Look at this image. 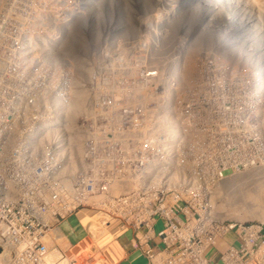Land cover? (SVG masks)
<instances>
[{
  "label": "rangeland",
  "instance_id": "rangeland-1",
  "mask_svg": "<svg viewBox=\"0 0 264 264\" xmlns=\"http://www.w3.org/2000/svg\"><path fill=\"white\" fill-rule=\"evenodd\" d=\"M261 1L0 0V184L10 179L18 139L69 127L80 87L88 103L69 134L79 122L176 124L198 184L218 185L214 195L225 192V179L258 172L264 194V45L255 43L264 44ZM212 195L214 210L226 214ZM8 197L0 186V202L12 204ZM28 201H21L26 213ZM237 211L230 220L264 225V216L238 220ZM70 229L62 226L72 236ZM91 232L94 240L71 259L115 264L117 253L123 257L104 227Z\"/></svg>",
  "mask_w": 264,
  "mask_h": 264
},
{
  "label": "built area",
  "instance_id": "built-area-1",
  "mask_svg": "<svg viewBox=\"0 0 264 264\" xmlns=\"http://www.w3.org/2000/svg\"><path fill=\"white\" fill-rule=\"evenodd\" d=\"M78 127V136L60 125L17 140L10 179L0 184L13 202H0V264H79L71 255L94 240V224L120 245L115 264H264V225L213 211L176 124ZM72 223L84 232L77 242L62 230Z\"/></svg>",
  "mask_w": 264,
  "mask_h": 264
},
{
  "label": "bare ground",
  "instance_id": "bare-ground-1",
  "mask_svg": "<svg viewBox=\"0 0 264 264\" xmlns=\"http://www.w3.org/2000/svg\"><path fill=\"white\" fill-rule=\"evenodd\" d=\"M230 1H234V0H230ZM250 1L251 0H248V2H250ZM261 6H264V5H261ZM260 7H258V12L260 11L261 16L264 18V12L262 13V10L259 9ZM97 17L98 16L95 15V17H93V18L98 20ZM94 19H92V20L94 22H96V20H94ZM196 21H197V19H196ZM234 34H237L235 36V38L238 39L240 35L237 32H234ZM242 39L245 40V41H249L244 34L242 36ZM229 43H230V40H229ZM255 43H257L259 46H263L264 45V44H260L261 42L259 40L255 41ZM82 47L85 48V45H84L83 42H82ZM260 55H261L262 58L264 57V50H261ZM187 70H190V69H187ZM75 85L78 86L80 84L77 85L76 82H75ZM79 88H77V91L74 89L76 91L74 93V100H73V102L75 103L74 106L72 105L70 108L68 107L69 108V114H70L69 115V117H70L69 123L73 120L72 117L76 113L83 111V109L85 108V105H86L85 103H88V102H86L88 100L87 93L85 91H82V89L80 91ZM58 106L60 108H65V106H62V105H58ZM66 110H67V108H66ZM69 123H68L69 127H67V130H68L67 133L70 132L69 129H70L71 125ZM72 127H75L76 129H79L78 124H76V123ZM180 129H181V127H180ZM37 132H38V130L35 131L34 133L37 134ZM71 133H73V132H71ZM74 136H78V132H75ZM74 138H76V137H74ZM183 141H184V139L181 142H183ZM74 165H76V163ZM179 168H183V163H179ZM257 173L258 172L245 173V174L239 175L238 177L233 176V177H229V178L225 179L224 186H223V188L225 189V192L219 191V192H216L214 195H212L215 192V190L218 188V185H215V189H212V190L208 191L206 193L207 197H209V199H210V196L212 195L211 199L215 198V201H216V203L218 205L217 206L218 209L224 210L226 212V214L223 215L222 213H220V212H218L217 210H214V209H213V211L215 213H217L218 215L224 217V218H231V217H233L234 214H236V213L233 214V212H236L237 211L236 209L239 208V209H241L240 210L241 213H240V215H238L239 217H236L238 220H246L247 218L248 219L249 218L250 219H254V218L259 217V216H264V194L258 193V188L263 186V185H261V183L259 182ZM220 178L222 180L225 177L221 176ZM207 200H208V198H207ZM210 202H211V200H210ZM240 211H237V213L240 212ZM247 215L249 217H247ZM234 216H237V215H234Z\"/></svg>",
  "mask_w": 264,
  "mask_h": 264
},
{
  "label": "crops",
  "instance_id": "crops-1",
  "mask_svg": "<svg viewBox=\"0 0 264 264\" xmlns=\"http://www.w3.org/2000/svg\"><path fill=\"white\" fill-rule=\"evenodd\" d=\"M73 227H74V230L70 229L72 236H70L68 233L67 234L70 240H72L73 242H77L78 238L83 237L84 232L79 226L78 227L73 226Z\"/></svg>",
  "mask_w": 264,
  "mask_h": 264
}]
</instances>
